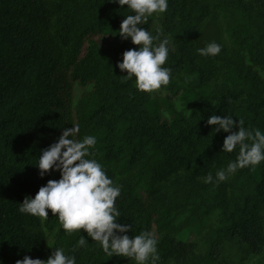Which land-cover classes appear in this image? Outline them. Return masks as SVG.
Wrapping results in <instances>:
<instances>
[{"label":"trees","instance_id":"1","mask_svg":"<svg viewBox=\"0 0 264 264\" xmlns=\"http://www.w3.org/2000/svg\"><path fill=\"white\" fill-rule=\"evenodd\" d=\"M128 14L109 0H0V261L62 247L76 264H137L69 233L51 209L46 220L19 210L59 179L38 175L41 150L79 124L77 139L97 138L89 158L121 186L120 222L155 234L158 264H264V161L217 182L238 149L221 151L228 133L206 124L232 115L264 131V0H169L142 25L169 40L172 81L152 93L117 67L139 47L118 32ZM212 41L221 52L200 55Z\"/></svg>","mask_w":264,"mask_h":264},{"label":"clouds","instance_id":"2","mask_svg":"<svg viewBox=\"0 0 264 264\" xmlns=\"http://www.w3.org/2000/svg\"><path fill=\"white\" fill-rule=\"evenodd\" d=\"M120 7L127 6L132 14L124 15L118 32L122 39H130L138 48H131L122 53V60L117 62L121 71L126 70L125 79L135 78L136 87L152 93L172 81V68L164 66L169 57V40L160 41L142 25L154 13H164L169 0H109ZM222 45L212 41L198 49L202 56H216ZM206 124L213 126L214 132L228 133L223 140L222 150L233 152L238 149L235 160L228 162L225 168L216 171L215 180L225 181L238 169L259 165L264 161V131L260 128L245 127L243 120L232 115H209ZM80 125L73 124L63 128L62 134L48 147L41 150L38 163V175L59 171V179H49L39 187L35 196L26 195L20 203V211L45 220L49 209L58 215L63 229L71 233L84 229L92 241H97L105 253L111 256L133 258L137 264H158L160 254L158 240L151 231L144 230L135 236L127 233L131 225L121 223V212L116 200L121 193V186L114 183L103 165L93 156L97 143L94 135H85L77 139ZM205 183L214 181L209 172L202 178ZM77 245H88L85 236L80 235ZM0 264H3L0 261ZM15 264H76V257L66 254L62 247L52 248L47 259L31 258L25 255Z\"/></svg>","mask_w":264,"mask_h":264},{"label":"rangeland","instance_id":"3","mask_svg":"<svg viewBox=\"0 0 264 264\" xmlns=\"http://www.w3.org/2000/svg\"><path fill=\"white\" fill-rule=\"evenodd\" d=\"M99 39H100V42L102 43V44H106V45H112V37H110V36H101V37H99ZM160 95H162L161 93H160Z\"/></svg>","mask_w":264,"mask_h":264}]
</instances>
